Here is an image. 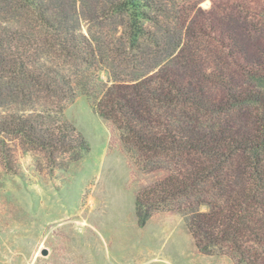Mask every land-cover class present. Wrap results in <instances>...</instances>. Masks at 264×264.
<instances>
[{
  "label": "trees",
  "instance_id": "trees-1",
  "mask_svg": "<svg viewBox=\"0 0 264 264\" xmlns=\"http://www.w3.org/2000/svg\"><path fill=\"white\" fill-rule=\"evenodd\" d=\"M181 1L108 0L92 10L89 0H0V110L5 101L41 106L0 114V161L12 168L11 136L54 162L79 160L89 146L62 114L82 88L142 168L169 172L137 196L140 227L176 211L201 254L264 264V62L218 73L223 52L213 48L199 74L223 100L198 74L171 77L178 59L189 71L204 56L186 42Z\"/></svg>",
  "mask_w": 264,
  "mask_h": 264
},
{
  "label": "rangeland",
  "instance_id": "rangeland-1",
  "mask_svg": "<svg viewBox=\"0 0 264 264\" xmlns=\"http://www.w3.org/2000/svg\"><path fill=\"white\" fill-rule=\"evenodd\" d=\"M106 1L89 3L93 10L91 2L100 7L98 3ZM181 2L186 42L204 56L197 70L189 71L185 60L178 59L170 75L187 82L198 74L209 97L223 100L226 91L199 70L215 60L216 46L225 63L218 73L238 75L241 68L234 62H264V0ZM88 26L81 18L84 34ZM4 103L0 114L41 109ZM62 115L89 146L77 161L58 155L54 162L50 154L25 146L20 138H7L12 168L0 161V264H236L229 254H201L176 211L157 212L140 227L137 196L169 172L142 168L125 150L117 125L100 117L82 88Z\"/></svg>",
  "mask_w": 264,
  "mask_h": 264
},
{
  "label": "water",
  "instance_id": "water-1",
  "mask_svg": "<svg viewBox=\"0 0 264 264\" xmlns=\"http://www.w3.org/2000/svg\"><path fill=\"white\" fill-rule=\"evenodd\" d=\"M42 255L47 256L48 255V251L47 250H43L42 251Z\"/></svg>",
  "mask_w": 264,
  "mask_h": 264
}]
</instances>
